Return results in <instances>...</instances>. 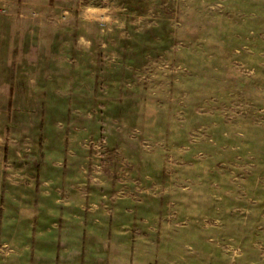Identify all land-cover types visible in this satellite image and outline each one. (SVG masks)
Instances as JSON below:
<instances>
[{
  "label": "rangeland",
  "instance_id": "obj_1",
  "mask_svg": "<svg viewBox=\"0 0 264 264\" xmlns=\"http://www.w3.org/2000/svg\"><path fill=\"white\" fill-rule=\"evenodd\" d=\"M0 108L15 264H264V0H0Z\"/></svg>",
  "mask_w": 264,
  "mask_h": 264
},
{
  "label": "crops",
  "instance_id": "obj_2",
  "mask_svg": "<svg viewBox=\"0 0 264 264\" xmlns=\"http://www.w3.org/2000/svg\"><path fill=\"white\" fill-rule=\"evenodd\" d=\"M63 37H64V38H63V40H64V39L66 38V34H64ZM59 40H60V37L56 38V40H55V45H59ZM61 40H62V39H61ZM65 41H67V40L65 39ZM57 43H58V44H57ZM67 43H68V42H67ZM63 45H65V47H64L63 50H62V54H63L64 57H68L67 55L70 54L69 51H70L71 48H70L69 44H63ZM69 48H70V49H69ZM68 50H69V51H68ZM67 51H68V52H67ZM80 64H81L82 67H83V71H84L85 69H87V68H85V67L88 65L87 60H86V62L84 61V63H82V60H81V61H78L77 66H79ZM80 90H82V89H80ZM5 112H6V111H5L4 108H0V115H3ZM7 113H9V110H7ZM120 217H121V216H120ZM20 229H21V227L18 226V231H20ZM14 236H15V239H14L15 242H14V243H11L13 247H9V246L5 245V247L7 246L8 249H7L6 251L0 253V264H5V263H7V264H15V263L13 262V260H14L15 258H19V257L21 256V253L23 252L22 249L20 250V247H21V245H19V243H20V238H17L18 235H17V236L14 235ZM12 240H13V239H12ZM8 243H10V242H8ZM13 244H15L16 247H15ZM129 247H130V244H129Z\"/></svg>",
  "mask_w": 264,
  "mask_h": 264
}]
</instances>
